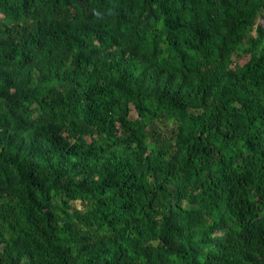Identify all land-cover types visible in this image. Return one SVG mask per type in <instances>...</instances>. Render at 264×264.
<instances>
[{"label": "trees", "instance_id": "obj_1", "mask_svg": "<svg viewBox=\"0 0 264 264\" xmlns=\"http://www.w3.org/2000/svg\"><path fill=\"white\" fill-rule=\"evenodd\" d=\"M0 264H264V0H0Z\"/></svg>", "mask_w": 264, "mask_h": 264}, {"label": "rangeland", "instance_id": "obj_2", "mask_svg": "<svg viewBox=\"0 0 264 264\" xmlns=\"http://www.w3.org/2000/svg\"><path fill=\"white\" fill-rule=\"evenodd\" d=\"M75 208L81 209V206L79 205V203H73L72 204V210Z\"/></svg>", "mask_w": 264, "mask_h": 264}]
</instances>
